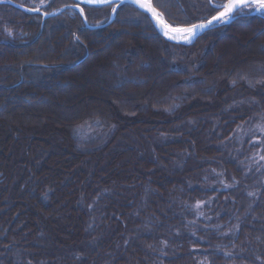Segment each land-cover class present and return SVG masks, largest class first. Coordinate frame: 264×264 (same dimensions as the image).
<instances>
[{"label":"trees","instance_id":"obj_1","mask_svg":"<svg viewBox=\"0 0 264 264\" xmlns=\"http://www.w3.org/2000/svg\"><path fill=\"white\" fill-rule=\"evenodd\" d=\"M2 1L0 264H264V17L181 45L129 4ZM83 72L108 102L66 96Z\"/></svg>","mask_w":264,"mask_h":264},{"label":"snow or ice","instance_id":"obj_2","mask_svg":"<svg viewBox=\"0 0 264 264\" xmlns=\"http://www.w3.org/2000/svg\"><path fill=\"white\" fill-rule=\"evenodd\" d=\"M0 2H2V0H0ZM120 2L121 4H123L126 2V0H120ZM127 2L134 3L143 11L151 13L153 18L156 19L157 24L160 26L163 34L169 39H175V36L171 35L170 33L187 34L184 37L185 42H191V39L195 35L210 27L214 21L218 23H227L229 20L234 18V14L242 13L245 9H250L252 12L264 16V0H228L227 3H216L213 5V7L216 8L217 11H219V15L213 16L211 19L207 20L206 23L201 22L199 24H192L191 27H180L169 25L168 23H166L164 19L158 15L156 8L153 7V4L151 2H146V0H127ZM82 3H88L90 5H102L111 3V0H77V3H75L72 7L78 8L80 14L84 15V9L80 7V4ZM220 9L223 10L220 11ZM31 10L37 12L40 11L39 8H34Z\"/></svg>","mask_w":264,"mask_h":264},{"label":"rangeland","instance_id":"obj_3","mask_svg":"<svg viewBox=\"0 0 264 264\" xmlns=\"http://www.w3.org/2000/svg\"><path fill=\"white\" fill-rule=\"evenodd\" d=\"M75 9H77V8H75ZM244 12H251V14L255 13V12H252L250 9H245ZM113 14H114V10H113ZM51 15H53V14L46 15V16H51ZM258 15H260V14H258ZM250 37L254 38V36H250ZM249 42L250 41H248V40H244L242 42H239L238 39H237V41L235 42L236 44L234 45L235 46V49H234L235 52L234 53H236V54L239 53L238 47L240 49H248V48H250V43ZM82 74L83 75L80 78H78L77 81L75 82L76 88L74 90L70 91V92H66V96H68V97L71 96V98H73L75 96L77 99L78 98L79 99L83 98L84 99V101H83L84 103H86L85 102L86 99H90L91 100L90 102H92V103L93 102L104 103V101L108 102L109 98L106 96L107 95L106 87H108L109 85L107 86L105 83H101L100 82V80H99L101 78L100 74L99 75H91V76L88 75L86 72H83ZM109 88H111V86H109ZM128 95H130V94L128 93ZM59 114L62 117L64 116V114H62V112H60Z\"/></svg>","mask_w":264,"mask_h":264},{"label":"water","instance_id":"obj_4","mask_svg":"<svg viewBox=\"0 0 264 264\" xmlns=\"http://www.w3.org/2000/svg\"><path fill=\"white\" fill-rule=\"evenodd\" d=\"M75 3H77V0H73ZM151 1V3H153L152 2V0H150ZM126 4H129V5H132V6H134L136 9H138L139 11H141V12H143V13H145L146 15H148L149 16V18H150V20L152 21V23H153V25L157 28V30L161 33V35L165 38V39H167L168 41H170V42H173V43H178V44H181V45H191V44H193L200 36H202L204 33H206L207 31H209V30H211V29H214V28H217V27H220L221 25H223V24H228V23H230L231 21H233V20H235V15L236 14H234V18L233 19H231V20H229L227 23H218V22H213V24L210 26V27H208V28H206L204 31H201V32H199L197 35H195L192 39H191V42H185V39H184V37L187 35V34H180V33H170L171 35H174L175 36V39H169L167 36H165L164 34H163V32L161 31V28H160V26L157 24V21H156V19H154L153 18V16H152V14L151 13H148V12H145V11H143L142 9H140V8H138L137 6H136V4H134V3H131V2H127V0H126V2L125 3H123V4H121V2H120V0H111V3H107V4H96V5H90V4H88V3H82V4H80V7H105V6H109V5H114L115 6V8H114V14H113V17H112V20L110 21V23L109 24H111L113 21H114V19L116 18V14H117V12H118V10L122 7V6H124V5H126ZM154 6V5H153ZM78 9V8H77ZM79 10V9H78ZM223 10V9H222ZM156 11H157V13H158V15L161 17V18H163L164 19V21L166 22V23H168V21L162 16V14L156 9ZM256 14V13H255ZM219 15V13L217 14V15H215V16H218ZM47 19H48V16L46 17ZM207 22V21H206ZM205 22V23H206ZM108 24V25H109ZM169 25H171L170 23H168ZM106 26V25H105ZM102 27H104L103 25L100 27V26H95V27H89V28H91V29H98V28H102ZM180 27H191V26H180Z\"/></svg>","mask_w":264,"mask_h":264},{"label":"bare ground","instance_id":"obj_5","mask_svg":"<svg viewBox=\"0 0 264 264\" xmlns=\"http://www.w3.org/2000/svg\"><path fill=\"white\" fill-rule=\"evenodd\" d=\"M146 2H151L150 0H146ZM154 7V6H153Z\"/></svg>","mask_w":264,"mask_h":264}]
</instances>
